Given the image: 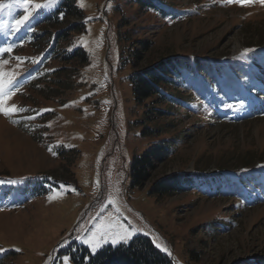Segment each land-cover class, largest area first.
Masks as SVG:
<instances>
[{"label": "rangeland", "instance_id": "obj_1", "mask_svg": "<svg viewBox=\"0 0 264 264\" xmlns=\"http://www.w3.org/2000/svg\"><path fill=\"white\" fill-rule=\"evenodd\" d=\"M166 1L161 17L133 0H75L77 17L56 13L63 0H30L17 29L25 0H3L0 49L12 50L0 60L20 73L5 107L24 111L0 113V264H80L119 245L85 242L102 221L135 229L128 242L147 237L173 264H264V4ZM170 56L197 57L210 77L186 73L175 112L151 120L129 76ZM161 138L176 149L133 186V157ZM218 168L210 184L150 191L165 175Z\"/></svg>", "mask_w": 264, "mask_h": 264}, {"label": "trees", "instance_id": "obj_2", "mask_svg": "<svg viewBox=\"0 0 264 264\" xmlns=\"http://www.w3.org/2000/svg\"><path fill=\"white\" fill-rule=\"evenodd\" d=\"M133 1L140 7L157 13L161 17L167 15L165 11L169 7L174 8L173 4L166 0ZM59 6L56 13L81 17V10L76 6L75 0H63ZM147 46V41L141 42V48L146 49ZM139 53L138 50L134 53L136 60L140 58ZM192 69H195L196 74L201 77H210L209 67L198 61L197 57L186 58L185 56L165 57L130 74L129 80L135 101L143 103L145 100L151 99V105H154L146 108L148 119H160L169 111L175 112L177 105L174 101L177 102L181 99V90H179L181 82L185 77L184 75L191 72ZM165 104L168 106L163 109ZM146 131L149 130L145 129L144 132ZM176 145L177 141L173 138H161L147 147L140 155L134 156L130 168L132 185L144 186L150 181L154 170L168 159V156L176 149ZM222 170L218 168L215 174L211 175H206L197 169L192 172H174L154 180L150 191L157 196L180 194L193 189L198 182L210 184L215 175L222 176ZM40 189H36L37 193L40 192ZM85 255L84 253L81 254L79 258L75 259L76 262L80 264H173L170 257L159 251L150 239L144 236H136L127 244L104 246L95 254L89 255L88 259L84 258Z\"/></svg>", "mask_w": 264, "mask_h": 264}, {"label": "snow or ice", "instance_id": "obj_3", "mask_svg": "<svg viewBox=\"0 0 264 264\" xmlns=\"http://www.w3.org/2000/svg\"><path fill=\"white\" fill-rule=\"evenodd\" d=\"M30 0H25V11L26 15L21 18L20 20L16 21V27L17 29L19 28L20 25H23L25 21L29 19V16L31 15V10L28 8V3ZM226 3H237L240 4L241 6H246L248 4L258 2L261 4H264V0H225ZM57 3V0H45V3L43 4H36L34 5V9H40V8H49L55 5ZM6 7L5 3L3 0H0V8ZM32 9V10H34ZM11 46L5 49H0V51L4 52H11ZM251 51L250 49H244L243 52L241 53V58H244L246 54ZM16 60L22 61L24 58L21 57H15ZM33 63L36 61L33 60ZM8 61L6 60H0V113H3L5 116H8L12 113L16 112H23L24 109L18 107L15 104H12L10 107H5V102L10 98L11 95V89L16 81V77L19 76V72H6L3 69V65H6ZM19 67V65H17ZM228 108H239L241 105H232V104H227L225 105ZM41 111H47V110H41ZM39 114V113H37ZM32 117H30L31 119ZM49 151H52L51 148H49ZM53 155H55V152H53ZM2 183V181H0ZM9 183H16V181H9ZM65 187V186H61ZM70 187V186H68ZM74 191V189H72ZM55 195L49 196V199H54ZM109 203H115V201L112 198H109ZM112 229H118V231L113 232ZM136 231L135 229H129L126 228L124 225H116L112 224L111 222L105 223L101 222L99 225L96 226V231L92 232L91 236L86 240L85 242L89 244L90 248L92 249L93 252L97 251L100 247H102L103 243L108 242V239L112 236L115 238L111 239V243L116 245L120 243H127L128 239H130L131 235L133 232ZM79 238V237H78ZM157 247H160V245H157ZM167 251V249H164ZM4 251L3 249H0V252ZM65 262H67L68 257L63 258Z\"/></svg>", "mask_w": 264, "mask_h": 264}]
</instances>
